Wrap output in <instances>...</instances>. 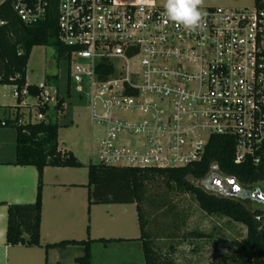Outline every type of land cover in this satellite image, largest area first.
<instances>
[{"label":"built area","instance_id":"2783aa9c","mask_svg":"<svg viewBox=\"0 0 264 264\" xmlns=\"http://www.w3.org/2000/svg\"><path fill=\"white\" fill-rule=\"evenodd\" d=\"M10 1L27 25L45 21L51 9V0ZM56 1L58 37L71 48L67 94L74 84L102 128L97 163L183 167L201 158L212 136L228 135L236 163L264 168V0L200 7L195 31L156 4ZM46 86L34 96L25 86L12 93L21 103L33 100L24 104L30 122L43 120L40 108L60 97Z\"/></svg>","mask_w":264,"mask_h":264},{"label":"trees","instance_id":"16d2710c","mask_svg":"<svg viewBox=\"0 0 264 264\" xmlns=\"http://www.w3.org/2000/svg\"><path fill=\"white\" fill-rule=\"evenodd\" d=\"M56 0H51V9L45 21L33 25L24 24L14 12L11 1L0 3V84L13 85L18 92L25 86L31 96L39 92L37 85L26 83V65L34 46H53L60 58L67 61L71 48L63 45L58 37L56 26ZM57 82V76H45V84ZM68 95V94H67ZM17 106L22 98H16ZM63 98L56 96L54 110L63 108ZM49 106L41 112L47 116ZM5 127L15 130L14 165L34 166L37 170V192L31 204L7 206L5 238L8 245L40 246L39 228L42 207V174L44 167L83 166L71 152L58 149L59 125L50 119L37 122L24 121L23 114L15 112L13 118H5ZM1 126V125H0ZM235 141L232 136H212L198 161L183 167H126L89 163L86 166L87 204H134L137 213L139 240L144 260L139 264H169L162 262L152 245V232L141 205L147 197L149 184L158 181L166 187L175 188L190 194L199 208L207 214H220L241 223L246 227V235L241 240L232 241L234 250L215 264H264V222L261 210H248L243 203L234 198L241 192L229 189L227 194L207 192L196 186L188 178L202 181L212 170L226 176L240 185L264 183V168L255 166L250 159L234 161ZM88 229V227H87ZM200 235V234H198ZM122 239L62 240L45 244L43 248H59L66 245H79L82 255L76 258L78 264L91 263V244L93 242H121ZM128 241V240H125Z\"/></svg>","mask_w":264,"mask_h":264},{"label":"rangeland","instance_id":"374dc122","mask_svg":"<svg viewBox=\"0 0 264 264\" xmlns=\"http://www.w3.org/2000/svg\"><path fill=\"white\" fill-rule=\"evenodd\" d=\"M252 3L253 0H201L200 7L239 8L251 7ZM157 4L163 6L164 0H157ZM45 76H57V82L46 83V87L52 95L57 92L64 101L59 112L53 109L54 104L51 102L45 119L58 123L59 147L71 151L81 161L83 166L71 172L77 181L85 184L87 164L97 163V145L102 136V128L90 118L89 107L77 97L73 90L74 84L70 87V95H67L69 88L67 59L60 58L53 46H34L26 65V82L39 85L45 83ZM14 89L13 85L0 84V119L11 118L16 112L17 101L12 96ZM25 103L32 104L33 100L26 99L18 105L20 113L24 115V121H28L30 108H26ZM34 118L33 109L30 120L34 121ZM13 135V128L0 126L2 154L11 151ZM206 178L202 181L188 179L207 192L218 195L229 192L231 184L228 183V177L220 176L217 171L212 170ZM234 183L241 192V195H234V198L240 200L248 210H261L260 221L264 222V183L258 182L253 185H240L237 181ZM141 207L147 217L148 228L152 232V245L160 260L169 264H215L232 253L234 250L232 241L241 240L246 235V227L243 224L220 214L205 213L192 195L166 187L158 181L148 185L147 197ZM123 208L125 215L126 211L128 214L131 213V219H127L126 223L133 227L138 226L135 206L130 204ZM96 248L94 255L97 257L103 247L98 245ZM74 250L78 251L73 249L70 253Z\"/></svg>","mask_w":264,"mask_h":264},{"label":"crops","instance_id":"0c3cea01","mask_svg":"<svg viewBox=\"0 0 264 264\" xmlns=\"http://www.w3.org/2000/svg\"><path fill=\"white\" fill-rule=\"evenodd\" d=\"M117 1L158 5L157 0ZM17 111L18 114H22L20 108H16ZM14 116L15 112L11 118ZM58 149L64 150L59 147V143ZM14 159L15 130L12 136L11 151L6 154L0 152V264H78L76 258L82 255V248L79 245H66L50 248L47 251L43 246L62 240H97L100 238L122 239L123 241L93 242L91 244L92 264H139L143 262L141 242L137 240L140 235L139 228L126 223L127 219H131V213L128 214L126 211L125 215L123 207L130 204H93L88 208L87 188L85 187L87 182L84 184L77 181L71 172L77 168L72 167L48 166L43 169L40 246L8 245L5 238L7 206L31 204L35 201L37 192L36 168L30 165H14ZM104 206L108 208H99ZM98 245H101L103 250L96 257L94 248ZM110 245L116 247L111 248ZM73 249L78 251L74 250L70 253Z\"/></svg>","mask_w":264,"mask_h":264},{"label":"clouds","instance_id":"9594fccd","mask_svg":"<svg viewBox=\"0 0 264 264\" xmlns=\"http://www.w3.org/2000/svg\"><path fill=\"white\" fill-rule=\"evenodd\" d=\"M201 0H164L167 18L177 25L195 31L202 20Z\"/></svg>","mask_w":264,"mask_h":264},{"label":"water","instance_id":"95a60500","mask_svg":"<svg viewBox=\"0 0 264 264\" xmlns=\"http://www.w3.org/2000/svg\"><path fill=\"white\" fill-rule=\"evenodd\" d=\"M235 182V180L234 179H232V178H228V183L229 184H231V188H230V190L231 191H233V192H235V193H237V192H239V187L238 186H236V184L234 183ZM261 198V197H260ZM259 198V199H260Z\"/></svg>","mask_w":264,"mask_h":264},{"label":"flooded vegetation","instance_id":"af4514ba","mask_svg":"<svg viewBox=\"0 0 264 264\" xmlns=\"http://www.w3.org/2000/svg\"><path fill=\"white\" fill-rule=\"evenodd\" d=\"M210 177V176H209ZM206 179H208V178H206Z\"/></svg>","mask_w":264,"mask_h":264}]
</instances>
